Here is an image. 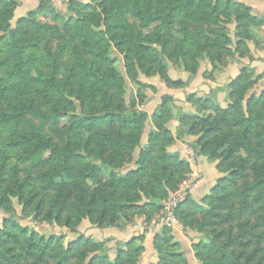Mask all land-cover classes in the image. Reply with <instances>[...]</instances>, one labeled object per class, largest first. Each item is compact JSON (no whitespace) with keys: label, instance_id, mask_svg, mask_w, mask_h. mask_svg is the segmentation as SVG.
<instances>
[{"label":"trees","instance_id":"obj_1","mask_svg":"<svg viewBox=\"0 0 264 264\" xmlns=\"http://www.w3.org/2000/svg\"><path fill=\"white\" fill-rule=\"evenodd\" d=\"M19 5L0 0V210L10 215L0 219V264H126L137 238L112 259L92 237L67 240L15 221V202L33 223L72 230L85 220L113 225L129 214L152 220L191 169L168 151L175 142L165 126L173 97H162L152 117L155 130L142 147L148 115L126 100L127 80L138 83L145 69L169 87L184 88L170 79L164 59L191 75L206 59L220 70L224 60L246 57L244 28L263 26L264 16L240 0H72L51 24L36 18L54 10L53 0H42L14 22ZM223 18L235 24L232 35ZM263 79L264 72L241 69L228 85L225 108L211 98L195 100L203 111L187 134L198 137L194 150L216 162L223 177L202 203L181 202L176 216L185 228L197 216L204 218L200 227L230 226L229 234L211 232L208 241L193 245L203 264H256L262 252ZM129 163L134 169L121 173ZM251 218L256 223L248 228ZM169 233L165 228L154 238V264H188Z\"/></svg>","mask_w":264,"mask_h":264},{"label":"rangeland","instance_id":"obj_2","mask_svg":"<svg viewBox=\"0 0 264 264\" xmlns=\"http://www.w3.org/2000/svg\"><path fill=\"white\" fill-rule=\"evenodd\" d=\"M240 1H245V0H240ZM257 1H263L264 4V0H257ZM70 2V1H69ZM87 3V1H86ZM67 4L65 5V8L62 10H58L54 5V10H51V12L47 13V12H41L40 14H38L36 16L37 20L42 21V22H49L51 24L54 23L53 19V15L55 13L57 14H61L64 15L65 14V9H67ZM223 20L226 22V26L227 29L226 33H229V35L233 34V31L235 29V24L234 23H230L227 22L228 20L223 18ZM264 25L261 27H256L252 24H248L246 25V27L244 28V33L247 35L244 39L241 38V40H243V48L242 51L246 52V57L248 59H253L255 60L254 57V53L257 52H263L264 53ZM228 31V32H227ZM115 55V54H114ZM120 57V61H119V67L120 70L122 69V56H118ZM238 57V54L235 55L234 59ZM233 58H228L227 60H224L223 63H221V65H219L220 70H213L214 66H212V70L209 72H206V74H204V78L205 79H215L216 76H218V74L222 73L225 68L228 66V63L230 62V60ZM250 59V60H251ZM164 64L167 67V74L170 77V71H172L173 69L176 71H183L186 72L184 69V66L181 65L178 62H175L173 60V62L164 59ZM200 69V66H199ZM198 69V71H199ZM254 72L255 70L252 69ZM143 72H139V76H137V81L138 83H135L132 80H127V94H126V100L130 101V100H134V104H133V110L138 111L140 113H144L148 115V120L146 122V128H145V132L148 129V126H152V128H154L155 130V126H154V122L152 120L153 115L149 118V114L146 112V105L148 102V91H151L153 93L161 92V86L165 87V82L161 79L159 74H151V73H146L144 71H146L145 69L142 70ZM198 73V72H197ZM197 73L193 76H196ZM256 73V72H255ZM258 75V74H257ZM156 79L157 82V87L156 85H154L151 81ZM171 79V77H170ZM172 80V79H171ZM159 83V84H158ZM161 85V86H160ZM263 85H264V79L260 81L259 86L263 89ZM167 86V85H166ZM170 89H176L173 87H169ZM186 87L184 88H180V90H184ZM161 89V90H160ZM229 89V88H228ZM160 90V91H159ZM229 93V90H228ZM195 97L193 100H188V98L190 96ZM172 97V96H171ZM202 98L205 99L206 97H200L199 95H197L196 93H189L186 96V104L189 105L190 109H192V113L191 114H181L180 117L178 118V121L180 123V118L184 115L188 116V120L186 123L181 124L180 126L185 129L186 134L189 131V125L192 121V119L196 116L201 115L203 110H200L201 108L199 107V105L197 106L195 103V100ZM228 100H229V96H228ZM230 103V101H229ZM228 103V104H229ZM228 106V105H227ZM226 106V107H227ZM172 109V113L175 109V103L173 101V105L171 106ZM160 110V105L157 108V110L154 113H158ZM153 113V114H154ZM174 113L172 115V119L165 124V126L167 127V129L170 130V124L172 123V121L174 120ZM64 125H61L59 127V129H65ZM172 133V131H170ZM143 134V136H144ZM180 134L182 135V133L180 132L179 134H173V137L175 139V142L173 145H171L168 148L169 149L175 145L176 141L178 139H180ZM188 135H191L188 133ZM2 136V135H1ZM193 136V135H191ZM142 137V141H143ZM148 140V139H147ZM141 141V145L142 147L145 146L143 145ZM0 146H1V139H0ZM170 152V151H169ZM171 153V152H170ZM137 155H138V151L135 154V158L137 159ZM195 155H197V153H195V151L191 150V148L186 149V153L185 156L183 157L182 160H185L189 166H190V173L188 174V177L182 181L178 187H176L177 189L172 190L169 192L168 197L164 200H162V207L160 208V211L158 213H152L153 219L152 220H147V218L143 215H136L133 216L132 215H127L125 217V220L122 222V219L120 221H115V223L113 225H104L102 228H99L97 226L92 225V223L88 222L87 220H85L79 227H73L72 228H66L64 226H59L56 224H36L33 223L32 221V216H30V218L26 219L25 217L22 216L21 213V209L22 206L18 205L17 202H15L16 205V212L17 214L14 217V220L17 222H21V224L28 226L29 229L32 230H37L40 231L42 230L43 233H45L46 235H50L52 233L55 234H59L60 236L65 234L67 235V240H72V239H76L79 235H84L86 237H92L90 236V233H87L89 229L91 233L95 232L97 234H95V237H92L94 241L98 242V243H102L106 253H108V255H110V257L112 259H114L115 257H117L118 251L120 248L123 247V243H122V230L126 231L127 233H134L129 240H132L133 238H137L135 239L136 241L134 242V251H133V255L132 257L128 258L126 261V264H154L157 262L158 260V252L154 246V238L157 234L163 233L165 231V228L170 229V237H172V243H178L180 245V249L179 252L182 253L188 264H203L202 260H200V258L198 257V254L196 252V250L194 249V244L198 243L200 241H208L209 239V233L213 232L214 234H219L222 231L227 232L229 234V227H227L228 224L226 225H217V227H200L201 223L204 221V218L201 216H197L195 223L193 225H191L190 227H183L180 222L178 221L177 218V224H175V226H172L171 224L168 223L167 221V211L165 209L166 204L170 203V201L176 199L178 202V205L187 200L188 198H190L192 201H195L194 198L192 197V189L195 187L196 184V179H197V174L193 173L192 167L195 166ZM241 155H245V154H241ZM120 172L122 173H126L129 172L130 170L134 169L133 167V163H129L127 165H125L123 168L121 166ZM38 171H35L34 173L36 174ZM217 185V184H216ZM215 185V186H216ZM214 186V187H215ZM213 187V188H214ZM212 188V189H213ZM212 191V190H211ZM211 191L203 196L200 200H196L195 202L197 203H202V201L204 200L205 197L209 196L211 194ZM30 213V212H29ZM33 213V212H32ZM30 213V214H32ZM10 215L5 212L0 210V219L1 218H6L9 217ZM246 219H243V221ZM240 221L235 222L234 224V234L238 233L239 229L237 224ZM256 220L255 219H249V227L251 228L253 225H255ZM85 224V225H84ZM241 225V223L239 224ZM156 226H159V230L158 232L155 231L154 229ZM88 227V228H85ZM138 227V228H136ZM138 229V230H137ZM138 231V235L135 234V232ZM259 232H264V228H259L258 229ZM143 235L144 239H140L139 236ZM147 239H149L150 243L149 245L146 246V242ZM226 240V239H225ZM262 248V252L260 253V256L258 255L255 260H253V263L256 264H264V245L261 247ZM254 249V245L248 249V253H251V251ZM178 252V251H177ZM155 259V261H152V259Z\"/></svg>","mask_w":264,"mask_h":264},{"label":"crops","instance_id":"obj_3","mask_svg":"<svg viewBox=\"0 0 264 264\" xmlns=\"http://www.w3.org/2000/svg\"><path fill=\"white\" fill-rule=\"evenodd\" d=\"M41 1L42 0H20V5L15 12L14 22L19 20L20 18L26 17L28 13L36 10L39 7ZM69 1L72 0H53V5L58 10H62L65 8L66 3ZM82 1L86 2L87 0ZM244 3L248 4L252 8L253 14L257 17L264 16L263 1L245 0ZM254 57L255 60L238 57H236L235 59H231L225 70L222 73L218 74L215 79L204 78V74L212 70V65L207 59L200 62V69L196 76H193L188 72L176 71L173 69L172 71H170V77L172 81H182L187 85V88H185L184 90H180V88L170 89L166 85L165 87L160 85L162 89L161 92L157 91L156 93H153L151 91H148L147 94L149 99L146 105V112L149 114V118L159 107L161 99L164 95H170L174 99L175 109L173 113L175 119L172 121L169 127L170 131H172L173 134L176 135L181 132L183 133V135H181L182 137L178 139L175 145L169 149L172 154L178 155L180 159H183L186 153V149L191 148V150L195 151L193 145L198 141V137L186 134V130L180 126V123L178 121V118L181 114L192 113V109H190L189 105L186 104V96L188 92H194L200 97L211 98L216 104L225 108L229 103L228 85L240 74L241 69H254L256 74H262L264 72V53H254ZM151 82L156 85V88H158V81L156 79L152 80ZM152 130H154V128H152V126H148V129L143 136V145L147 143L148 135ZM195 153L197 152L195 151ZM192 170L193 173L197 174L196 184L192 189V197L195 201L200 200L203 196L207 195L217 184V181L221 177H223V174H221L217 170L216 162H211L207 157L198 154L195 155V166L192 167ZM158 228L159 226H156L154 232H158ZM90 230H92V227L88 230L87 233H90V236L95 237V234L97 233H91ZM133 234L134 233L131 234L122 230V243L124 244L125 242L129 241V238ZM135 234L138 235V231H136ZM149 243L150 241L149 239H147L146 246L149 245ZM152 261H155V259L153 258Z\"/></svg>","mask_w":264,"mask_h":264},{"label":"built area","instance_id":"obj_4","mask_svg":"<svg viewBox=\"0 0 264 264\" xmlns=\"http://www.w3.org/2000/svg\"><path fill=\"white\" fill-rule=\"evenodd\" d=\"M178 207V202L176 199L170 201V203L166 204L165 209L167 211V221L172 226L177 224V216H176V209Z\"/></svg>","mask_w":264,"mask_h":264}]
</instances>
